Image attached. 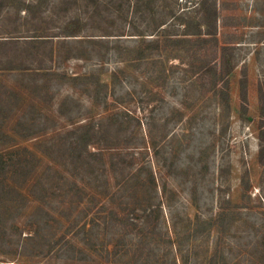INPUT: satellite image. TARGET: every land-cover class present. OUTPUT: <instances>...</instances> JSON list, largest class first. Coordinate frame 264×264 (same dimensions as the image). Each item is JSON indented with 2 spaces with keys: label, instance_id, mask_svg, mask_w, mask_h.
Listing matches in <instances>:
<instances>
[{
  "label": "rangeland",
  "instance_id": "374dc122",
  "mask_svg": "<svg viewBox=\"0 0 264 264\" xmlns=\"http://www.w3.org/2000/svg\"><path fill=\"white\" fill-rule=\"evenodd\" d=\"M215 3L225 101L206 71L218 51L187 42L197 0H0V152L22 165L0 189V264H99L82 241L131 254L139 211L157 207L149 264H264V0ZM75 18L78 36L44 41ZM78 128L88 166L67 148ZM101 203L122 228L102 226Z\"/></svg>",
  "mask_w": 264,
  "mask_h": 264
},
{
  "label": "trees",
  "instance_id": "16d2710c",
  "mask_svg": "<svg viewBox=\"0 0 264 264\" xmlns=\"http://www.w3.org/2000/svg\"><path fill=\"white\" fill-rule=\"evenodd\" d=\"M217 11H216V3L215 0H197V7H196V16H197V22L195 26V32H192V35L195 36L193 40H187V42H193L194 46L196 48H204L205 46H209L216 51H218L217 55V61L214 62L209 68H207V72H213V75H217L218 79L220 81V85L218 88L219 94L222 96L224 101L226 100L227 96V89H228V81L227 77L232 71V65L230 63L231 59V52H230V46H227L223 42H218L217 37H216V30H215V19H216ZM64 32H62V35H45L42 36L44 38V41H52L53 39H61L62 41L68 40L72 37L78 36L77 34L81 31L82 29V24L80 19L75 18L72 20H68L64 26ZM184 28V26H183ZM204 28V30H202ZM187 31V30H185ZM187 35V32H185ZM5 41V40H4ZM13 41V44H16L17 38H15ZM151 44H154L155 49H157V41H151ZM178 43H184V41L180 40ZM38 73V72H37ZM240 84V89L242 90L240 93V97L243 98V87L241 84H243L242 81H239ZM215 83L212 82V87H215ZM240 91V90H239ZM73 132H69L67 136L70 138H73V140H70L67 143V148L69 149H75V146H83L81 149L78 151L79 153L75 155V158L73 161L75 162H80L81 164L88 166L89 165V158L92 156V152L84 150V146H90L92 143L90 140H88V136L91 135L90 129H85V128H78L72 130ZM68 138V140H69ZM263 140V138H260ZM67 140V141H68ZM73 144V148H72ZM65 145V143H64ZM70 150V151H71ZM108 150L112 151L114 150V147L111 146L108 147ZM9 151H3L0 152V189L3 187H9L11 185V178L10 175L13 173L15 170V167L20 168L19 163L17 165L15 164H10L8 165L7 170L6 168V163L3 161V157L6 154H9ZM117 155L120 157V162L123 161V158L120 156L119 153ZM257 155L260 157L264 156V145H261L258 148ZM101 154L98 155V158H101ZM71 187L76 191L73 194V191L69 192L71 196L76 197V204L78 205H84L88 206L90 205V194L84 193L83 189H80V187L75 183V181H71ZM75 199V198H74ZM72 203V201H70ZM100 208L97 210V216L98 219L100 218V223L104 228H106L110 224H114L115 226L118 227H123L124 222L126 219H124L118 212L113 211L111 209H106L102 207V203L99 205ZM88 209V208H87ZM101 209V210H100ZM83 220L82 223L80 224V228L82 231L85 230L86 225L92 223V218H89L87 213H89L90 210H83ZM88 217V218H87ZM153 217V222H151V218ZM160 218V209L157 207L154 210L142 208L139 211V214L137 215V219L139 221L140 225V230L138 232V235L140 237H144L145 241L139 242L137 245H135L134 250L131 251V254L129 250H124L126 248H122L119 246V244L113 243H89V242H80L81 247L84 249L90 250L92 249L93 252H103L104 255L101 256V259L98 263L99 264H149L147 260L151 259L150 254L153 246L152 243H156V239L154 237L159 238L158 235H160V228L157 226L158 221ZM96 219V218H95ZM148 221L149 223H152L151 227L147 226ZM195 234V233H194ZM82 249V248H81ZM83 249V250H84ZM79 253H83L82 250H78ZM124 253V259L122 257V261H119L118 259H113L111 260L108 258L109 256H113L118 254V253ZM129 256V257H128ZM150 256V257H149ZM29 264H35V263H29Z\"/></svg>",
  "mask_w": 264,
  "mask_h": 264
}]
</instances>
